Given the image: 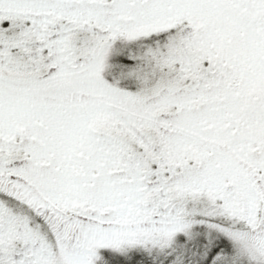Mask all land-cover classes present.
I'll use <instances>...</instances> for the list:
<instances>
[{"label": "snow or ice", "instance_id": "snow-or-ice-1", "mask_svg": "<svg viewBox=\"0 0 264 264\" xmlns=\"http://www.w3.org/2000/svg\"><path fill=\"white\" fill-rule=\"evenodd\" d=\"M0 264H264V0H0Z\"/></svg>", "mask_w": 264, "mask_h": 264}]
</instances>
